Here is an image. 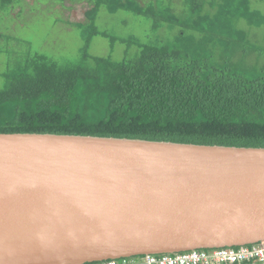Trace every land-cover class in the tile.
I'll use <instances>...</instances> for the list:
<instances>
[{
  "label": "water",
  "instance_id": "1",
  "mask_svg": "<svg viewBox=\"0 0 264 264\" xmlns=\"http://www.w3.org/2000/svg\"><path fill=\"white\" fill-rule=\"evenodd\" d=\"M264 242V149L0 135V264Z\"/></svg>",
  "mask_w": 264,
  "mask_h": 264
},
{
  "label": "trees",
  "instance_id": "2",
  "mask_svg": "<svg viewBox=\"0 0 264 264\" xmlns=\"http://www.w3.org/2000/svg\"><path fill=\"white\" fill-rule=\"evenodd\" d=\"M58 1L90 7L80 59L61 66L36 54L7 69L0 135L264 149V50L239 26L264 27L250 0ZM17 3L0 0V12ZM102 9L147 20L152 35L119 40L99 30ZM97 37L136 53L119 61L94 57Z\"/></svg>",
  "mask_w": 264,
  "mask_h": 264
},
{
  "label": "rangeland",
  "instance_id": "3",
  "mask_svg": "<svg viewBox=\"0 0 264 264\" xmlns=\"http://www.w3.org/2000/svg\"><path fill=\"white\" fill-rule=\"evenodd\" d=\"M17 2L20 6H16L14 11L9 8L0 12V91L5 85L1 75L19 61L40 54L51 62L65 66L80 59V50L84 45L81 27L90 9L88 4L61 3L58 0ZM250 7L251 11L264 16V0H250ZM96 25L99 30L119 40L132 38L143 41L147 35H152L147 20L124 12L109 15L102 9L98 13ZM239 26L249 31L255 49L264 50V27L252 28L244 21L239 22ZM169 33L164 32V36L171 35ZM89 51L94 57L112 56L116 61L127 53H136L135 47L129 48L122 44H115L112 49L108 40L98 37L92 41ZM251 67L252 64H248L246 71ZM240 69L245 70L244 67Z\"/></svg>",
  "mask_w": 264,
  "mask_h": 264
},
{
  "label": "built area",
  "instance_id": "4",
  "mask_svg": "<svg viewBox=\"0 0 264 264\" xmlns=\"http://www.w3.org/2000/svg\"><path fill=\"white\" fill-rule=\"evenodd\" d=\"M100 264H264V242L238 248L144 256L141 260H110Z\"/></svg>",
  "mask_w": 264,
  "mask_h": 264
},
{
  "label": "clouds",
  "instance_id": "5",
  "mask_svg": "<svg viewBox=\"0 0 264 264\" xmlns=\"http://www.w3.org/2000/svg\"><path fill=\"white\" fill-rule=\"evenodd\" d=\"M137 258V257H136ZM129 259H133V258H129ZM122 260H124V259H122Z\"/></svg>",
  "mask_w": 264,
  "mask_h": 264
}]
</instances>
